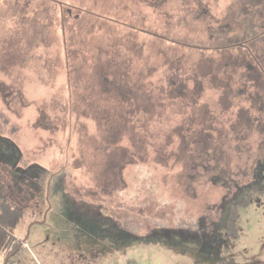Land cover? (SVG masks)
<instances>
[{
    "label": "rangeland",
    "instance_id": "1",
    "mask_svg": "<svg viewBox=\"0 0 264 264\" xmlns=\"http://www.w3.org/2000/svg\"><path fill=\"white\" fill-rule=\"evenodd\" d=\"M59 1L91 14L57 4L50 78L0 63V158L31 176L10 264H264V23L204 45Z\"/></svg>",
    "mask_w": 264,
    "mask_h": 264
},
{
    "label": "water",
    "instance_id": "2",
    "mask_svg": "<svg viewBox=\"0 0 264 264\" xmlns=\"http://www.w3.org/2000/svg\"><path fill=\"white\" fill-rule=\"evenodd\" d=\"M128 23L196 44L243 40L245 27L264 23V0H235L224 20L207 18L200 0H66ZM57 4L47 0H0V63L12 59L46 77L50 45L59 42ZM7 263V262H6Z\"/></svg>",
    "mask_w": 264,
    "mask_h": 264
},
{
    "label": "trees",
    "instance_id": "3",
    "mask_svg": "<svg viewBox=\"0 0 264 264\" xmlns=\"http://www.w3.org/2000/svg\"><path fill=\"white\" fill-rule=\"evenodd\" d=\"M1 135V134H0ZM3 158V157H2ZM0 158V161L7 162L4 158ZM1 164L2 169L0 170V264H10V256L15 253H18L19 248L21 247V240H19L16 231L17 226L23 220L25 216V210L23 207H20L16 203V198H11V196L7 193L8 185L7 183H12V190H17L18 194H20L18 187L22 186L23 181L26 178L30 179L31 176L29 174H25L23 176H19L15 174L16 169H9L5 172L6 163ZM5 164V165H4ZM0 166V167H1ZM22 172V173H23ZM254 194V189L250 188L245 195L244 200H239V202H235L231 205V212L228 218V224L224 227V232L226 235L231 236L233 238L239 237L238 231V218L240 207L246 206L250 204L252 200V196ZM9 258V259H8ZM7 262V263H6ZM222 264H240L235 262H223ZM247 264V263H242Z\"/></svg>",
    "mask_w": 264,
    "mask_h": 264
},
{
    "label": "flooded vegetation",
    "instance_id": "4",
    "mask_svg": "<svg viewBox=\"0 0 264 264\" xmlns=\"http://www.w3.org/2000/svg\"><path fill=\"white\" fill-rule=\"evenodd\" d=\"M52 1H54L56 4H59L62 7L63 10H62L61 15H62V17H63L64 20L66 19L65 18V15H64L65 14V10L67 11V13L69 15H74V16H79V15H81L80 13H85V12H88V13L91 14V12L89 10H87V9L80 11V8L79 7H76V6L73 7L70 4L62 3L59 0H52ZM65 6H66V8H65ZM74 9H76V12L74 11Z\"/></svg>",
    "mask_w": 264,
    "mask_h": 264
}]
</instances>
